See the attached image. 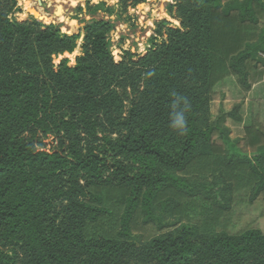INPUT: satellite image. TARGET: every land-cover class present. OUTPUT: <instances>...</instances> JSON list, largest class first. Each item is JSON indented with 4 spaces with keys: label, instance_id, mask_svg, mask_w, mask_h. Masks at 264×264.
Here are the masks:
<instances>
[{
    "label": "trees",
    "instance_id": "16d2710c",
    "mask_svg": "<svg viewBox=\"0 0 264 264\" xmlns=\"http://www.w3.org/2000/svg\"><path fill=\"white\" fill-rule=\"evenodd\" d=\"M19 11L0 0V264H264V230L225 225L238 192L264 201V0H172L118 61L109 20Z\"/></svg>",
    "mask_w": 264,
    "mask_h": 264
},
{
    "label": "rangeland",
    "instance_id": "374dc122",
    "mask_svg": "<svg viewBox=\"0 0 264 264\" xmlns=\"http://www.w3.org/2000/svg\"><path fill=\"white\" fill-rule=\"evenodd\" d=\"M172 0H144L135 6H121L119 0H16L19 12L13 16L18 19L37 18L45 24H55L61 32L80 33L85 22L91 18H102L113 24V29L108 33L111 45V54L115 61L120 60L124 50L143 54L150 45V37L155 29V23L166 19L172 25H178L177 21L170 18L166 11L167 3ZM28 2V3H27ZM30 3V4H29ZM129 3V2H128ZM97 7V8H96ZM39 8V9H37ZM35 10L37 16L32 13ZM44 11V12H43ZM42 15V16H41ZM44 18H47L46 20ZM82 36L77 40L76 46L70 53H64L54 58L53 62L66 57L69 64L80 54ZM230 85L225 84L218 90L212 104L213 113L218 106L223 104L228 107L234 98V91ZM52 142L51 137L47 140ZM231 212L225 218L227 230L236 231L245 227L257 226L264 230V201L258 198L252 203L248 201L245 191L235 195ZM192 211L188 215H176L172 221L196 222L202 218L203 203L194 200ZM177 219V220H176ZM137 233L141 235L155 234V229L143 228Z\"/></svg>",
    "mask_w": 264,
    "mask_h": 264
},
{
    "label": "clouds",
    "instance_id": "9594fccd",
    "mask_svg": "<svg viewBox=\"0 0 264 264\" xmlns=\"http://www.w3.org/2000/svg\"><path fill=\"white\" fill-rule=\"evenodd\" d=\"M171 126L173 128H178L181 131H183V129H184V121H183V119L174 120Z\"/></svg>",
    "mask_w": 264,
    "mask_h": 264
},
{
    "label": "bare ground",
    "instance_id": "6f19581e",
    "mask_svg": "<svg viewBox=\"0 0 264 264\" xmlns=\"http://www.w3.org/2000/svg\"><path fill=\"white\" fill-rule=\"evenodd\" d=\"M28 1V0H27ZM75 1V0H74ZM77 1V0H76ZM28 3V2H27ZM30 4V3H29ZM37 9H39V8H37ZM44 12V11H43ZM32 13L34 14V15H36L37 16V13H36V11L35 10H32ZM42 16V15H41ZM45 20L47 19V18H44Z\"/></svg>",
    "mask_w": 264,
    "mask_h": 264
}]
</instances>
